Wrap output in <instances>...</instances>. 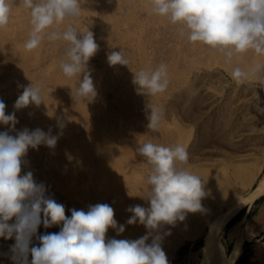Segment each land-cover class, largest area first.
<instances>
[{
	"label": "rangeland",
	"instance_id": "1",
	"mask_svg": "<svg viewBox=\"0 0 264 264\" xmlns=\"http://www.w3.org/2000/svg\"><path fill=\"white\" fill-rule=\"evenodd\" d=\"M139 2V0H87V2L82 5L83 9L79 18L66 20L59 26V30L61 31L69 24L82 31L90 30L93 32L94 38L99 45L98 52L89 61V69L98 92L97 98L92 102L93 104H84L85 102L72 96L71 89L69 88L71 86V88L74 89L78 84V80L65 77L59 68V62L64 58V47L61 42L57 41L53 43L45 41L36 50L31 52L25 50L24 44L28 39L30 31V24L28 21L29 14L24 9L22 10L21 7L13 8L9 25L0 30V99L5 101V104H8L7 102L9 101L12 102H9V107L6 105V107H8L6 113L8 110V113L15 111L13 108L14 100H16L22 93V86H28L31 83H39L42 86V95L45 98V104H41L39 107L30 105L27 108L16 111V117L18 121L21 122L20 124H17L18 126L16 125V128L18 130L23 129L27 123L26 127L30 130H34L38 127L47 132L51 127L53 134H56L58 130L60 131L58 128V122L63 123L64 125L62 135L57 143L58 151L48 149L43 145L42 147H39V149H41L40 151H38L39 149L29 150L27 157L35 160L34 164H36L39 169L34 178L38 183L43 182L47 186L48 194L53 196L58 203H62L63 205L66 204V215L70 216V210L73 208L87 210L89 205L97 203H107L110 206L114 204L115 208L114 205L112 206L114 209V218L118 221V224L126 225V219L131 215V213L126 212V209L130 206H135L134 204L139 205L137 197L139 195L138 193L142 191L141 187H144V181L142 179H144V176L146 177L150 174V166L147 162L145 163V158L141 157L136 152V148L145 141H149V139L153 143H164L162 144L164 146H174L176 144H181L183 139L186 138L184 139L186 142H183L185 145H181L185 146L188 152H192L190 158L193 161L194 159H197V162H201L203 165L208 164V167H206L210 170H217L218 167L221 168L222 171L220 172H224L225 175L229 174L227 176L232 180V184L235 183L234 185L237 187L240 186L241 195L246 197L254 190L256 192L259 189L251 199L246 200L238 207L235 206V210H231L232 212L224 222L220 221L218 222V225L214 228L212 227L214 229V243L217 241L223 251V255L218 257L224 264H233L240 252L245 250L252 257L250 264H264V186H261L260 188L257 187L259 182L264 179V112L258 110L264 109V85L258 84L254 81L246 82V84H252V86H254L255 92H248L247 89L243 88H235L238 84L231 79V69L228 68L232 65L225 63L221 54L217 52L215 53V51L206 46L190 43L186 38L182 39L178 35L177 26L167 24L169 23L167 20L157 17L150 12L148 5H146L148 4V0H145V3L144 0L143 2L142 0L140 3ZM145 15L146 17H144ZM139 20L141 22H139ZM59 46H62L63 49ZM121 48L130 63L128 66H110L107 61V55L111 51H119ZM47 53L48 55H46ZM251 55L252 54L250 53L244 57L245 60L243 59L240 63L241 67L243 65V67H245L251 62H256L253 60L255 59L254 56ZM257 59V62L264 63V57H259ZM161 63L167 65L168 72L171 70V72L168 73L169 85L167 90L156 96H147L138 92L136 86L133 84V73L138 72L141 69H154ZM188 66L192 68L189 70ZM227 69H229V72ZM60 77L62 80H59ZM62 81H65L66 84ZM53 83L55 85L52 86ZM186 94L188 97H186ZM212 97L217 98L216 101H213L212 106H210V103L208 102ZM152 106L159 107L163 112L160 129L155 133L150 132L147 128V115L150 111L149 107ZM47 107H49L48 109H50V111L46 109ZM42 110L45 111L42 112ZM203 111H205V113ZM43 113L45 114L43 115ZM78 115L81 116L78 118ZM46 116L48 118H46ZM193 116L195 118L190 120ZM81 117L82 119H80ZM121 118L123 120H121ZM53 119L55 122L58 120L56 122L57 124ZM198 124L200 126L203 124V126L200 127ZM4 127L0 125V131L6 130V126ZM73 127L75 128L73 129ZM65 130L68 133H66ZM94 130L96 132H93ZM75 131L77 133H75ZM69 132L71 133L70 135ZM176 134L179 140L177 139ZM91 135H94L93 137L95 139L93 137L91 138ZM180 135L181 137L183 135L184 138L182 137L181 139ZM78 140L80 141L78 142ZM134 142L137 143L135 144ZM100 143L102 144L100 145ZM88 144L92 146H89ZM124 144L125 146L123 147ZM82 148L87 149L84 150ZM62 149L63 153L61 152ZM95 149L97 150L95 151ZM42 150L44 152L50 150L54 153L49 151V154L46 155L47 152L44 153ZM34 151L37 152V154ZM40 154H43L45 159ZM80 154L83 156L81 157ZM109 157L111 158V161L109 160ZM65 158H67V160ZM43 159H47L46 161L49 163L47 166H42ZM114 159H117L118 161H115ZM122 159L125 160L123 161ZM191 159L189 161L190 165L197 163L196 161L191 162ZM237 162L249 166L248 168L244 167V170L241 171L243 173H245L247 169H254L256 171L254 177L245 179L244 175H246V173H240L241 176L235 180L232 179L235 178L233 177L235 175L234 169H237L236 166L233 165H236ZM82 163L85 166H83ZM134 164L135 167L133 168ZM211 164H213V167ZM140 165L141 167H138ZM203 165L201 166L199 163L198 168H203ZM135 168L140 172L142 171L138 179H134L132 176L133 174L130 177L128 176ZM114 170H122V174L125 172L128 173V175L126 173L124 174L125 176H128L127 182H119L116 178H113L112 180V171ZM40 172H45V174H41ZM87 172L89 173L87 174ZM91 173L97 175V177H91ZM46 174L48 175L46 176ZM108 176H111V180H108ZM100 177H103L102 179L106 181L103 180L101 183L100 181L102 179ZM258 179L261 181H258ZM111 181L113 184H111ZM67 183L69 184L68 187ZM92 183H94V185ZM242 183L244 185H242ZM103 185L105 187H102ZM116 185H118V187ZM120 186L123 188L121 187L120 189ZM214 187L215 186L208 188L207 191L205 189L207 196L202 200L204 211L188 213L183 222H177L175 226L166 225L163 227L164 230L163 228L161 229L162 235L165 232H170L169 235H164L162 240V247L168 257L169 264H199L200 261L204 260L203 253L207 248L205 244V238H207V236L204 230H207L208 228L206 220L212 223L215 220V216L217 217L220 213V210H223L227 206V200L221 201L218 196V189ZM111 191H113L114 195ZM133 192H135V194ZM146 193V190L142 191L143 195L139 197L142 198ZM143 200L144 202L140 203V205L147 207L148 202L145 199ZM235 200L236 198L231 199L228 203H232ZM117 213L120 214L118 215ZM139 225L140 224L131 225L132 227L127 225L124 233L119 236L114 230L109 229L107 236L109 238L115 237L117 239L135 240L146 233L145 227ZM135 228H138L139 231L137 229L135 231ZM59 230L60 229L57 226L51 227L48 230L41 225L38 233L42 235L46 232L53 233L58 232ZM191 232L194 233V235L189 238L188 234H192ZM176 238H180V241H176ZM13 243L14 240L0 239V264H12L9 256L10 246ZM33 243L36 244L38 241L34 239ZM30 259L31 257H29V260Z\"/></svg>",
	"mask_w": 264,
	"mask_h": 264
},
{
	"label": "clouds",
	"instance_id": "2",
	"mask_svg": "<svg viewBox=\"0 0 264 264\" xmlns=\"http://www.w3.org/2000/svg\"><path fill=\"white\" fill-rule=\"evenodd\" d=\"M87 0H0V29L10 23L13 7H21L29 14L30 31L24 44L26 51L38 49L45 41L61 42L64 58L59 62L62 74L77 79L71 94L86 104L98 96L89 69V61L99 50L92 31H82L66 20L77 19ZM150 12L178 27V35L193 44L206 46L222 55L232 65L231 79L238 85L254 81L264 85V63H240L251 53L264 57V0H148ZM110 66H128L129 59L122 49L107 55ZM133 84L141 94L156 96L169 85L167 65L161 63L152 69L133 73ZM15 100V111L6 113V104L0 99V238L14 240L10 246L12 264H169L163 250L161 229L175 226L188 213L204 211L206 196L204 179L189 170L190 154L185 146H164L150 140L140 144L136 152L150 166L147 193L142 198L148 206H130L126 225H143L145 235L135 240L109 238L112 229L119 236L125 224H118L114 209L107 203L89 205L87 210L71 209L48 194L43 182H37L32 171H24L30 149L40 146L54 149L62 135L51 128L18 130L16 111L30 105L44 103L42 86L29 84ZM147 128L158 132L163 119L159 107H149ZM264 112V109H258ZM14 133V134H13ZM57 226L58 232L39 234ZM38 241L34 244L33 240ZM150 241V242H149ZM29 257L31 259L29 260Z\"/></svg>",
	"mask_w": 264,
	"mask_h": 264
},
{
	"label": "bare ground",
	"instance_id": "3",
	"mask_svg": "<svg viewBox=\"0 0 264 264\" xmlns=\"http://www.w3.org/2000/svg\"><path fill=\"white\" fill-rule=\"evenodd\" d=\"M140 2H141V0H139ZM132 2V1H131ZM139 2V3H140ZM142 2H143V0H142ZM129 3V2H128ZM144 3H145V0H144ZM110 4V3H109ZM113 4V3H112ZM121 4H122V2H121ZM120 4V5H121ZM103 5V4H102ZM117 5V4H116ZM136 5V4H135ZM140 5V4H139ZM146 5H148V4H146ZM137 6V5H136ZM138 7V6H137ZM146 7V6H145ZM14 8V7H13ZM147 8V7H146ZM125 9H126V7H125ZM19 10V9H18ZM20 10H21V8H20ZM23 10V9H22ZM135 10V9H134ZM138 11V10H137ZM144 11V10H143ZM27 12V11H26ZM26 12H25V14H26ZM22 13V12H21ZM103 13V12H102ZM144 14V13H143ZM146 14V13H145ZM104 15V14H103ZM117 15V14H116ZM115 15V16H116ZM120 15V14H119ZM118 15V16H119ZM22 17V16H21ZM25 17V16H24ZM122 17V16H121ZM144 17H146V15L144 16ZM144 17H142V18H144ZM26 18V17H25ZM113 18H115V17H113ZM134 18V17H133ZM152 18V17H151ZM24 19V18H23ZM146 19V18H145ZM112 20H114V19H112ZM116 20H118V19H116ZM157 20V19H156ZM25 21V20H24ZM28 21H29V19H28ZM133 21V20H132ZM131 21V22H132ZM115 22V21H114ZM139 22H141L140 20H139ZM142 22H143V20H142ZM27 23V22H26ZM107 23H108V21H107ZM162 23V22H161ZM21 24V23H20ZM19 24V25H20ZM25 24V23H24ZM28 24V23H27ZM140 24H142V23H140ZM167 24H170V23H167ZM105 25V24H104ZM123 25V24H122ZM143 25V24H142ZM26 26V25H25ZM126 26V25H125ZM29 28V27H28ZM125 28H127V27H125ZM133 28H134V26H133ZM145 29V28H144ZM1 30V29H0ZM21 30V29H20ZM132 31V30H131ZM134 32V31H133ZM16 34V33H15ZM21 34V33H20ZM15 36V35H14ZM138 36H139V34H138ZM182 39H184V38H182ZM11 40V39H10ZM162 41H164V40H162ZM160 42V41H159ZM104 43V42H103ZM141 43V42H140ZM147 43H148V41H147ZM189 43V42H188ZM7 45V44H6ZM158 45V44H157ZM192 45V44H191ZM190 46V45H189ZM10 47V46H9ZM12 47V46H11ZM59 47H61V49H63V47L62 46H59ZM157 47V46H156ZM176 47V46H175ZM174 47V48H175ZM203 47V46H202ZM101 48V47H100ZM147 48V47H146ZM60 49V48H59ZM122 49V48H121ZM191 49V48H190ZM194 49V48H193ZM201 49V48H200ZM5 50V49H4ZM202 50V49H201ZM206 50V49H205ZM120 51V50H119ZM156 51V50H155ZM185 51V50H184ZM214 51V50H213ZM173 53V52H172ZM187 53V52H186ZM211 53H212V50H211ZM216 53V52H215ZM59 54V53H58ZM143 54H144V52H143ZM250 54V53H249ZM46 55H48V53L46 54ZM50 55V54H49ZM145 55V54H144ZM181 55V54H180ZM188 55V54H187ZM195 55H196V52H195ZM204 55H205V53H204ZM212 55V54H211ZM53 56H55V55H53ZM149 56V55H148ZM176 56V55H175ZM178 56V55H177ZM220 56V55H219ZM252 56V55H251ZM46 57V56H45ZM159 57V56H158ZM190 57V56H189ZM218 57V56H217ZM24 58V57H23ZM48 58V57H47ZM177 58V57H176ZM191 58V57H190ZM214 58V57H213ZM255 59H253L254 61H258V59L256 58V57H254ZM49 59H50V57H49ZM187 59V58H186ZM96 60V59H95ZM98 60V59H97ZM164 60V59H163ZM170 60V59H169ZM201 60V59H200ZM206 60V59H205ZM245 60V59H244ZM99 61V60H98ZM199 61V60H198ZM51 62H52V60H51ZM95 62V61H94ZM152 62V61H151ZM169 62V61H168ZM183 62H185V61H183ZM188 62V61H187ZM206 62V61H205ZM54 63V62H53ZM149 63V62H148ZM189 63V62H188ZM207 63V62H206ZM47 65H50V64H47ZM46 65V66H47ZM229 65V64H228ZM241 65V64H240ZM52 66V65H51ZM158 66V65H157ZM190 66V65H189ZM188 66V67H189ZM244 66V65H243ZM242 66V67H243ZM49 67V66H48ZM171 67H173V66H171ZM187 67V68H188ZM208 67H209V65H208ZM47 68V67H46ZM192 67H189L188 69L190 70ZM198 68V67H197ZM206 68V67H205ZM229 69H231L232 68V66H229L228 67ZM22 69V68H21ZM33 69V68H32ZM200 69V68H199ZM202 69V68H201ZM229 69H227V71L229 70ZM124 70V69H123ZM175 70V69H174ZM185 70V69H184ZM183 70V71H184ZM189 70H188V72H189ZM177 71V70H176ZM205 71H206V69H205ZM47 72V71H46ZM169 72H171V70H169ZM168 72V73H169ZM229 72V71H228ZM175 73V72H174ZM173 73V74H174ZM195 73V72H194ZM183 74H185V73H183ZM38 75V74H37ZM53 76V75H52ZM188 76V75H187ZM54 78H55V76H54ZM54 78H53V80H54ZM58 78V77H57ZM61 78V77H60ZM59 78V80H62V78L60 79ZM52 80V79H51ZM58 80V79H57ZM56 80V81H57ZM176 80V79H175ZM11 81V80H10ZM30 81V80H29ZM55 81V82H56ZM70 81V80H69ZM54 82V83H55ZM58 82V81H57ZM61 82V81H60ZM63 82V81H62ZM200 82V81H199ZM52 84V86L53 85H55V84ZM63 83H65V81L63 82ZM174 83H176V82H174ZM45 84H47V83H45ZM61 84V83H60ZM66 84V83H65ZM68 84V83H67ZM72 84V83H71ZM51 85V84H50ZM59 85V84H58ZM64 85V84H63ZM234 85V84H233ZM70 86V85H69ZM134 86V85H133ZM236 86V85H235ZM48 87V86H47ZM64 87H65V85H64ZM67 88V87H66ZM235 88H243V89H247L248 90V92H255L254 91V86H252V84L250 85V84H243V85H238L237 87H235ZM63 89H65V88H63ZM69 89H71V86H70V88ZM58 90V89H57ZM63 91V90H62ZM69 91V90H68ZM110 92V91H109ZM236 92V91H235ZM47 93V92H46ZM56 93H57V91H56ZM68 93H70V92H68ZM63 95V94H62ZM194 95V94H193ZM240 95V94H239ZM182 97V96H181ZM186 97H188L187 96V94H186ZM229 97V96H228ZM70 98H72V97H70ZM216 98L217 97H212L211 99H209L210 101L208 102V103H210L209 105L210 106H212V104H213V101H216ZM8 99V98H7ZM112 99V98H111ZM187 99V98H186ZM14 100V99H13ZM44 100H45V98H44ZM47 100V99H46ZM68 100V99H67ZM79 100V99H78ZM9 101V100H8ZM60 101V100H59ZM235 101V100H234ZM5 102V101H4ZM10 103H12L11 101H9ZM9 102H7L8 104H9ZM14 102H15V100H14ZM57 102V101H56ZM61 102V101H60ZM79 102V101H78ZM222 102V101H221ZM6 103V102H5ZM69 103H70V101H69ZM74 103V102H73ZM116 103V102H115ZM233 103V102H232ZM8 104H6V105H8ZM83 104V103H82ZM84 104H86V103H84ZM90 104V103H89ZM93 104V103H92ZM216 104V103H215ZM224 104V103H223ZM227 104V103H226ZM47 105V104H46ZM62 105V104H61ZM64 105V104H63ZM128 105H129V103H128ZM44 106V105H43ZM48 106H50V105H48ZM83 106V105H82ZM90 106V105H89ZM134 106V105H133ZM228 106V105H227ZM236 106V105H235ZM8 107H9V105H8ZM8 107H6V109L8 108ZM33 107V106H32ZM60 107V106H59ZM64 107V106H63ZM78 107V106H77ZM91 107V106H90ZM122 107V106H121ZM229 107V106H228ZM35 108V107H34ZM49 107H47L46 109H48ZM56 108V107H55ZM58 108V107H57ZM80 108V107H79ZM124 108H126V107H124ZM45 109V110H46ZM85 109V108H84ZM89 109V108H88ZM87 109V110H88ZM132 109V108H131ZM44 110V111H45ZM49 111H50V109H48ZM74 110V109H73ZM86 110V111H87ZM118 110V109H117ZM128 110V109H127ZM226 110V109H225ZM225 110H224V112H225ZM34 111V110H33ZM39 111V110H38ZM43 110H42V112H44ZM47 111V110H46ZM59 111V110H58ZM119 111V110H118ZM129 111V110H128ZM181 111V110H180ZM206 111V110H205ZM205 111H203L204 113H205ZM215 111V110H214ZM8 112H9V110H8ZM7 112V113H8ZM11 112V111H10ZM35 112V111H34ZM40 112V111H39ZM41 112V113H42ZM53 112V111H52ZM120 112H121V110H120ZM223 112V113H224ZM25 113V112H24ZM46 113V112H45ZM45 113H43V115L45 114ZM69 113V112H68ZM74 113V112H73ZM89 113V112H88ZM95 113V112H94ZM126 113V112H125ZM125 113H124V115H125ZM185 113V112H184ZM214 113V112H213ZM228 113V112H227ZM36 114V113H35ZM34 114V115H35ZM39 114V113H38ZM122 114H123V112H122ZM127 114V113H126ZM131 114H132V112H131ZM136 114V113H135ZM134 114V115H135ZM199 114V113H198ZM201 114V113H200ZM26 115V114H25ZM33 115V114H32ZM63 115V114H62ZM73 115V114H72ZM76 115V114H75ZM90 115V114H89ZM97 115V114H96ZM121 115V114H120ZM119 115V116H120ZM141 115V114H140ZM211 115H213V114H211ZM210 115V116H211ZM24 116V115H23ZM31 116V115H30ZM37 116V115H36ZM40 116V115H39ZM47 116H48V114H47ZM46 116V118H48ZM55 116V115H54ZM79 116H81V115H78V118H79ZM83 116V115H82ZM199 116V115H198ZM229 116H231V115H229ZM43 117V116H42ZM51 117V116H50ZM56 117V116H55ZM68 117V116H67ZM74 117V116H73ZM121 117V116H120ZM133 117V116H132ZM200 117V116H199ZM32 118V117H31ZM39 118V117H38ZM44 118V117H43ZM42 118V119H43ZM70 118V117H69ZM85 118V117H84ZM134 118V117H133ZM195 117L193 116V118L192 119H190V120H193ZM197 118V117H196ZM209 118V117H208ZM26 119H27V117H26ZM34 119V118H33ZM80 119H82V117L80 118ZM91 119V118H90ZM89 119V120H90ZM207 119V118H206ZM21 120H22V118H21ZM36 120V119H35ZM50 120V119H49ZM121 120H123L122 118H121ZM33 121V120H32ZM40 121V120H39ZM43 121V120H42ZM51 121V120H50ZM53 121H54V119H53ZM58 121V120H57ZM56 121V122H57ZM78 121V120H77ZM119 121V120H118ZM206 121V120H205ZM52 122V121H51ZM55 122V121H54ZM55 122V123H56ZM93 122V121H92ZM100 122V121H99ZM120 122V121H119ZM207 122H208V120H207ZM206 122V123H207ZM210 122V121H209ZM21 122H19V124H20ZM26 123V122H25ZM49 123V122H48ZM225 123V122H224ZM52 124H53V122H52ZM51 124V125H52ZM57 124V123H56ZM132 124V123H131ZM50 125V124H49ZM78 125V124H77ZM135 125V124H134ZM137 125V124H136ZM166 125V124H165ZM18 126V125H17ZM22 126H23V124H22ZM24 126H25V124H24ZM26 126H27V123H26ZM25 126V127H26ZM54 126V125H53ZM73 126V125H72ZM83 126V125H82ZM91 126H93V125H91ZM97 126V125H96ZM96 126H95V130H96ZM120 126H121V124H120ZM198 126H200L199 124H198ZM202 126H203V124H202ZM202 126H200V127H202ZM4 127V126H3ZM41 127V126H40ZM85 127V126H84ZM100 127V126H99ZM105 127H106V125H105ZM168 127V126H167ZM196 127H197V125H196ZM2 128V127H1ZM23 128V127H22ZM38 128V127H37ZM51 128V127H50ZM53 128V127H52ZM64 128V127H63ZM70 128H72V127H70ZM75 127H73V129H74ZM83 128V127H82ZM87 128V127H86ZM85 128V129H86ZM89 128V127H88ZM136 128V127H135ZM161 128H163V127H161ZM187 128H189V127H187ZM4 129H5V127H4ZM81 129V128H80ZM94 129V128H93ZM33 130V129H32ZM67 130V129H66ZM65 130V131H66ZM77 130V129H76ZM93 131V132H96V131ZM107 130V129H106ZM116 130V129H115ZM48 131V130H47ZM59 131V130H58ZM68 131V130H67ZM66 131V133H68ZM73 131V130H72ZM117 131V130H116ZM137 131V130H136ZM165 131V130H164ZM167 131V130H166ZM173 131V130H172ZM183 131H184V129H183ZM206 131H208V130H206ZM225 131V130H224ZM107 132V131H106ZM131 132H132V129H131ZM185 132H186V130H185ZM57 133V132H56ZM75 133H77L76 131H75ZM85 133H86V131H85ZM84 133V134H85ZM90 133H92V132H90ZM171 133V132H170ZM71 133L69 132V135H70ZM81 134V133H80ZM88 134V133H87ZM118 134H120V133H118ZM117 134V135H118ZM150 134V133H149ZM82 135V134H81ZM237 135V134H236ZM72 136V135H71ZM94 136V135H93ZM92 135H91V138L93 137ZM171 136V135H170ZM172 136H173V134H172ZM176 136H177V134H176ZM204 136V135H203ZM105 137V136H104ZM110 137V136H109ZM174 137V136H173ZM180 137H181V135H180ZM182 137H183V135H182ZM182 137H181V139H182ZM71 138V137H70ZM94 138V137H93ZM106 138V137H105ZM118 138V137H117ZM120 138V137H119ZM155 138V137H154ZM171 138V137H170ZM184 138V137H183ZM77 139V138H76ZM79 139V138H78ZM86 139V138H85ZM84 139V140H85ZM95 139V138H94ZM152 139V138H151ZM177 139L179 140V138H178V136H177ZM184 139H186V138H184ZM183 139V142L185 141L186 142V140H184ZM224 139V138H223ZM118 140V139H117ZM148 140V139H147ZM150 140V139H149ZM155 140V139H154ZM161 140V139H160ZM178 140H177V142H178ZM80 140H78V142H79ZM108 141V140H107ZM138 141V140H137ZM66 142V141H65ZM76 142H77V140H76ZM84 142V141H83ZM91 142V141H90ZM118 142V141H117ZM120 142V141H119ZM146 142V141H145ZM157 142V141H156ZM183 142H181V144H183ZM58 143V142H57ZM92 143V142H91ZM135 143V142H134ZM137 143V142H136ZM135 143V144H136ZM159 143V142H158ZM217 143V142H216ZM263 143V142H262ZM85 144V143H84ZM102 143H100V145H101ZM112 144V143H111ZM115 144V143H114ZM162 144H164V143H162ZM64 145V144H63ZM68 145H70V144H68ZM67 145V146H68ZM75 145V144H74ZM74 145H73V147H74ZM89 146H92V145H90V144H88ZM96 145V144H95ZM99 145V146H100ZM107 145V144H106ZM119 145V144H118ZM170 145V144H169ZM183 145H185V143L183 144ZM61 146H62V144H61ZM67 146H64V147H67ZM77 146H78V144H77ZM77 146H75V147H77ZM94 146V145H93ZM125 146V144L123 145V147ZM187 146V145H186ZM42 147V146H41ZM86 147V146H85ZM105 147V146H104ZM109 147V146H108ZM47 148V147H46ZM61 148H63V147H61ZM60 148V149H61ZM72 148V147H71ZM94 148H95V146H94ZM121 148V147H120ZM49 149V148H48ZM66 149V148H65ZM65 149H64V151H65ZM69 149V148H68ZM73 149V148H72ZM82 149H84V148H82ZM87 149V148H86ZM86 149H84V150H86ZM91 149V148H90ZM97 149H99V148H97ZM97 149H95V151L97 150ZM112 149H113V147H112ZM187 149V148H186ZM189 149H190V147H189ZM195 149V148H194ZM41 149H39L38 151H40ZM44 150V149H43ZM42 150V151H43ZM54 150L55 151H58V145L56 144V146H55V148H54ZM53 150V151H54ZM77 150V149H76ZM83 150V151H84ZM89 150V149H88ZM87 150V151H88ZM117 150V149H116ZM50 151V150H49ZM48 150L46 151V152H44V153H46V155H48L49 152ZM78 151V150H77ZM113 151H114V149H113ZM35 152V151H34ZM50 152H52V151H50ZM62 153H63V149H62V151H61ZM67 152H69V151H67ZM72 152H74V151H72ZM71 152V153H72ZM80 152V151H79ZM89 152V151H88ZM87 152V153H88ZM100 152V151H99ZM36 154H37V152H35ZM43 153V154H44ZM52 153H54V152H52ZM58 153V152H57ZM60 153V152H59ZM76 153V152H75ZM78 153V152H77ZM96 153H98V152H96ZM39 154V153H38ZM43 154L41 155V156H43ZM66 154V153H65ZM90 154V153H89ZM106 154V153H105ZM109 154V153H108ZM119 154H120V152H119ZM189 154H190V157H191V154H192V152L191 151H189ZM52 155V154H51ZM74 155V154H73ZM78 155V154H77ZM92 155H93V153H92ZM99 155H100V153H99ZM123 155V154H122ZM40 156V157H41ZM54 156V155H53ZM80 156H81V154H80ZM83 156V155H82ZM81 156V157H82ZM84 156H86V155H84ZM117 156V155H116ZM121 156V155H120ZM46 157V156H45ZM48 157H50V156H48ZM63 157V156H62ZM67 157V156H66ZM73 157V156H72ZM78 157H79V155H78ZM77 157V158H78ZM111 157V156H110ZM109 157V160L111 161V158ZM140 157V156H139ZM193 157V156H192ZM43 158H44V156H43ZM47 158V157H46ZM51 158V157H50ZM64 158V157H63ZM84 158V157H83ZM116 158V157H115ZM123 158V157H122ZM138 158V157H137ZM45 159V158H44ZM43 159V160H44ZM61 159V158H60ZM66 160H67V158H65ZM76 159V158H75ZM107 159V158H106ZM191 159V158H190ZM203 159H204V157H203ZM26 160L28 161V164H27V166L24 168V171L26 172V171H32L33 172V174H34V176H35V174L36 173H38V171H39V169L37 168V166H36V164H34V161L35 160H32V159H30L29 157H26ZM39 160V159H38ZM41 160V159H40ZM47 160V159H46ZM46 160H44V161H42L43 163H42V166H47L49 163H48V161H46ZM57 160V159H56ZM55 160V161H56ZM59 160V159H58ZM69 160H70V157H69ZM115 160V159H114ZM123 160V159H122ZM121 160V161H122ZM125 160V159H124ZM123 160V161H124ZM142 160V159H141ZM72 161V160H71ZM75 161V160H74ZM98 161H100V160H98ZM115 161H118L117 159L115 160ZM120 161V160H119ZM197 162V159H194V161L191 159V162ZM50 162V161H49ZM69 162V161H68ZM73 162V161H72ZM71 162V163H72ZM77 162V161H76ZM106 162V161H105ZM109 162V161H108ZM112 162H114V161H112ZM35 163H37V162H35ZM40 163V162H39ZM59 163H61V162H59ZM101 163V162H100ZM103 163V162H102ZM111 163V162H110ZM123 163V162H122ZM136 163H138V162H136ZM135 163V164H136ZM145 163H146V161H145ZM200 163V165L202 166L203 164L201 163V162H199ZM199 163L197 162V163H194V164H192V165H188V168H189V170L190 171H192L193 173H195V174H197V175H199V176H201L203 179H204V186H205V189H206V191L208 190V188H211L212 186H215L217 189H218V196H219V198L221 199V201L222 200H227L226 202H227V206H226V208H224L223 210L221 209L220 210V213L217 215V217L215 216V220L212 222V223H210L208 220H206V224H207V226H208V228H207V230H204V232H205V234H206V236H207V238H205V244H206V246H207V248L205 249V251H204V253H203V257H204V260H202V261H200L199 262V264H224L221 260H220V258L218 257V256H220V255H223V251H222V249L220 248V246L218 245V243H217V241L214 243V227L216 226V225H218V222H220V221H225L226 219H227V217L229 216V214L232 212V211H234L235 209L234 208H236L235 206H240L241 204H243L246 200H248V199H251V197L253 196V195H255V193L259 190H257L256 192H255V190L252 192V193H250L249 195H247L246 197H244V195H241V193H240V186H236V185H234V184H232L231 183V179L229 178V176H227V175H229V174H227V175H225L224 174V172H220V171H222L221 170V168H219L218 167V169L217 170H210V169H207V165H203L204 167L203 168H198V166H199ZM231 163V162H230ZM52 164V163H51ZM65 164V163H64ZM63 164V165H64ZM69 164V163H68ZM83 164V163H82ZM135 164H134V166H133V168L135 167ZM141 164H142V162H141ZM217 164V163H216ZM39 165V164H38ZM62 165V164H61ZM101 165V164H100ZM106 165H107V163H106ZM124 165V164H123ZM212 165V167H213V164H211ZM41 166V165H40ZM41 166V167H42ZM83 166H85L84 164H83ZM207 166V167H206ZM233 166H236V168L237 169H234L235 170V175L233 176V175H231V176H233V177H235V178H232V179H237L239 176H241V174L240 173H243V172H241L242 170H244V167H246V168H248L249 166H245V165H243L242 163H236V165L234 164ZM65 167V166H64ZM70 167H71V165H70ZM77 167V166H76ZM80 167V166H79ZM82 167V166H81ZM102 167V166H101ZM121 167V166H120ZM125 167V166H124ZM138 167H141V165L140 166H138ZM143 167V166H142ZM221 167V166H220ZM44 168V167H43ZM95 168V167H94ZM105 168V167H104ZM132 168V167H131ZM51 169H52V167H51ZM66 169V168H65ZM69 169V168H68ZM96 169H98V168H96ZM140 169V168H139ZM75 170V169H74ZM100 170V169H99ZM111 170V169H110ZM126 170V169H125ZM124 170V171H125ZM144 170V169H143ZM255 170L254 169H252V170H250V169H247L246 171H245V173H246V175H244L245 176V179L246 178H253L254 177V175H255V173H256V171L254 172ZM122 172V170L121 171H112V180H113V178H116V179H118V181L119 182H127V178H128V176L130 177L132 174V176H133V178L134 179H138V177H140V173L142 172H140L137 168H135L132 172H131V174L130 175H128V173H126L128 176H125L124 174L125 173H121ZM129 172H130V170H129ZM144 172H145V170H144ZM233 172V171H232ZM254 172V173H253ZM41 173V172H40ZM43 174H45V172H42ZM41 173V174H42ZM51 173V172H50ZM89 172H87V174H88ZM95 173V172H94ZM102 173H104V172H102ZM107 173H108V169H107ZM106 173V174H107ZM245 173H243V174H245ZM92 174V173H91ZM90 174V175H91ZM97 174V173H96ZM147 174H148V171H147ZM232 174V173H231ZM48 174H46V176H47ZM103 175H105V174H103ZM108 175V174H107ZM145 175V174H144ZM45 176V175H44ZM57 176V175H56ZM88 176V175H87ZM94 176H96L97 177V175H91V177H93L94 178ZM109 177V176H108ZM143 177V176H142ZM44 178H46V177H44ZM47 178H49V177H47ZM78 178V177H77ZM81 178V177H80ZM84 178V177H83ZM101 179L103 178V177H100ZM65 179V178H64ZM69 179V178H68ZM97 179V178H96ZM146 179H147V176L145 177L144 176V179H142L143 181H144V187H141L142 188V191H144V190H146V192H147V185H146ZM260 179H261V177H260ZM260 179H258V181L260 180ZM66 180V179H65ZM81 180V179H80ZM104 179H102L100 182L102 183V181H103ZM108 180H111V176L109 177V179ZM94 181V180H93ZM104 181H106V180H104ZM139 181H141V180H139ZM245 181H248V180H245ZM261 181V180H260ZM52 182V181H51ZM58 182V181H57ZM71 182V181H70ZM109 182V181H108ZM112 182V181H111ZM115 182V181H114ZM134 182V181H133ZM132 182V183H133ZM242 182V181H241ZM240 182V183H241ZM79 183V182H78ZM99 183V182H98ZM100 183V184H101ZM110 183V182H109ZM237 183V182H236ZM239 183V184H240ZM73 184V183H72ZM93 185H94V183H92ZM111 184H113V182L111 183ZM135 184H136V182H135ZM246 184V183H245ZM264 184V179L261 181V182H259V184L257 185V187L258 188H260L261 186H264L263 185ZM58 185V184H57ZM65 185V184H64ZM68 183H67V187H68ZM99 185V184H98ZM97 185V186H98ZM125 185V184H124ZM242 185H244L243 183H242ZM75 186V185H74ZM107 186V185H106ZM109 186V185H108ZM113 186V185H112ZM117 187H118V185H116ZM131 186H133V185H131ZM92 187V186H91ZM94 187V186H93ZM96 187V186H95ZM102 187H105L104 185L102 186ZM114 187V186H113ZM121 187L122 186H120V189H121ZM138 187V186H137ZM214 187V188H215ZM55 188V187H54ZM98 188V187H97ZM110 188V187H109ZM115 188V187H114ZM123 188V187H122ZM125 188H127V187H125ZM132 188V187H131ZM136 188V187H135ZM130 189V188H129ZM140 189V188H139ZM213 189V188H212ZM212 189H211V191H212ZM112 190V189H111ZM115 190H116V188H115ZM123 190V189H122ZM67 191H70V190H67ZM71 191H72V189H71ZM109 191H110V189H109ZM114 191V190H113ZM113 191H111L112 193H113ZM117 191V190H116ZM130 191V190H129ZM142 191L140 192V193H138L139 195H138V203H139V205H140V203H142V202H144V200L142 199V198H140L139 196H141V195H143L142 194ZM210 191V190H209ZM123 193V192H122ZM134 194H135V192H133ZM145 193V192H144ZM212 193V192H211ZM216 194V193H215ZM113 195H114V193H113ZM117 195V194H116ZM130 195H131V193H130ZM129 195V196H130ZM209 195V194H208ZM100 196V195H99ZM128 196V197H129ZM134 196H137V195H134ZM207 196V195H206ZM211 196V195H210ZM218 196H217V198H218ZM119 197H121V196H119ZM133 197V196H132ZM131 197V198H132ZM143 197V196H142ZM212 197V196H211ZM216 197V196H215ZM134 198V197H133ZM136 198V197H135ZM236 198V200L234 201V202H232V203H228L231 199H235ZM114 199H115V197H114ZM120 199V198H119ZM123 200V199H122ZM121 200V201H122ZM124 200H125V197H124ZM100 201V200H99ZM98 201V202H99ZM117 201H119V200H117ZM134 201H136V200H134ZM220 201V200H219ZM127 202V201H126ZM132 202H133V200H132ZM217 202V201H216ZM112 204H113V202H112ZM131 204V203H130ZM134 204V203H133ZM66 205V204H65ZM64 205V206H65ZM114 205V204H113ZM113 205H111V206H113ZM122 205V204H121ZM120 205V206H121ZM125 205V204H124ZM129 205V204H128ZM134 205H136V204H134ZM127 206V205H126ZM130 206V205H129ZM141 206H143V205H141ZM148 206V205H147ZM114 208H115V205H114ZM123 208H125V207H123ZM127 208V207H126ZM232 210V211H231ZM117 211V210H116ZM122 212V211H121ZM127 212V211H126ZM123 213V212H122ZM118 215L120 214V213H117ZM129 214V213H128ZM215 214V213H214ZM123 215V214H122ZM124 216V215H123ZM120 217V216H119ZM129 217V216H128ZM121 218V217H120ZM127 220V219H126ZM125 220V221H126ZM211 220V219H210ZM213 220V219H212ZM119 221H121V220H119ZM124 221V220H123ZM118 222V221H117ZM183 222V221H182ZM123 223H125V222H123ZM182 225V224H181ZM183 225H184V223H183ZM182 225V226H183ZM127 226V225H126ZM140 226V225H139ZM130 227H132L131 225H130ZM142 227V226H141ZM213 227V228H212ZM175 228V227H174ZM136 229L138 230V228H135L134 230L136 231ZM178 229V228H177ZM183 229V228H182ZM216 229V228H215ZM48 230H49V228H48ZM163 230H164V228H163ZM127 231V230H126ZM139 231V230H138ZM191 231H193V230H191ZM129 232V231H128ZM146 232V231H145ZM144 232V233H145ZM54 233V232H53ZM130 233V232H129ZM192 233V232H191ZM135 234V233H134ZM175 234H177V233H175ZM178 234H179V232H178ZM122 235V234H121ZM189 236V238H191L193 235H194V233H192V234H188ZM213 236V237H212ZM119 238V237H118ZM130 238V237H129ZM1 239V238H0ZM176 241H180V238H176ZM176 243V242H175ZM174 245V244H173ZM3 249V248H2ZM9 252V251H8ZM229 264V263H228Z\"/></svg>",
	"mask_w": 264,
	"mask_h": 264
},
{
	"label": "crops",
	"instance_id": "4",
	"mask_svg": "<svg viewBox=\"0 0 264 264\" xmlns=\"http://www.w3.org/2000/svg\"><path fill=\"white\" fill-rule=\"evenodd\" d=\"M252 257L245 250L241 251L237 256L233 264H250Z\"/></svg>",
	"mask_w": 264,
	"mask_h": 264
}]
</instances>
